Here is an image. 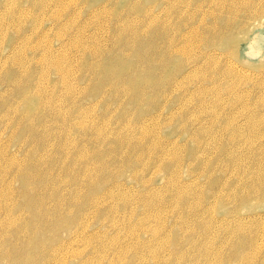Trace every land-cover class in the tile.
<instances>
[{"label":"rangeland","instance_id":"1","mask_svg":"<svg viewBox=\"0 0 264 264\" xmlns=\"http://www.w3.org/2000/svg\"><path fill=\"white\" fill-rule=\"evenodd\" d=\"M0 264H264V0H0Z\"/></svg>","mask_w":264,"mask_h":264}]
</instances>
